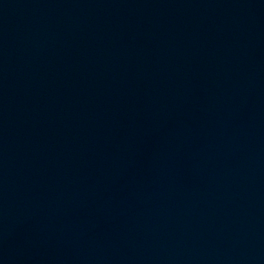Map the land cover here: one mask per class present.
<instances>
[{
  "label": "water",
  "instance_id": "95a60500",
  "mask_svg": "<svg viewBox=\"0 0 264 264\" xmlns=\"http://www.w3.org/2000/svg\"><path fill=\"white\" fill-rule=\"evenodd\" d=\"M0 264H264V0H0Z\"/></svg>",
  "mask_w": 264,
  "mask_h": 264
}]
</instances>
